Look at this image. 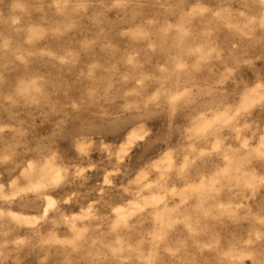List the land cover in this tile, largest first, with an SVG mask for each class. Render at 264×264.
Instances as JSON below:
<instances>
[{
    "label": "clouds",
    "instance_id": "clouds-1",
    "mask_svg": "<svg viewBox=\"0 0 264 264\" xmlns=\"http://www.w3.org/2000/svg\"><path fill=\"white\" fill-rule=\"evenodd\" d=\"M35 3L53 36L79 31L66 41L69 47L52 56L61 68L69 66L58 76L32 66L30 58L39 54L30 36L18 38L20 29L17 36L0 31V180L7 173L9 191L34 194L42 205L49 190L63 195L50 210L55 215L45 219L48 231L33 227L19 240L10 236L14 229L0 227V264H23L25 248L37 254V264H46L56 244L62 264H139L146 257L137 246L114 251L105 243L104 251L97 250V241L113 235L111 217L85 210L90 195L87 189L80 192L85 173L100 169L111 178L119 175L120 188L111 186L113 197L129 193L143 201V181L156 172L154 188L165 197H184L189 190L178 186L191 181L197 160L225 161L213 173L220 184L208 194L214 203L196 209L199 221L214 222L209 242L198 248L208 253L202 264H264V203L255 213L239 204L228 213L219 200L224 188H240V195L254 189L241 162L264 169V0H195V17L193 0ZM155 6L163 13L155 14ZM113 11L115 18L108 15ZM177 17L176 24L169 23ZM196 18L194 28L190 19ZM136 32L143 46L121 53L114 41ZM97 49L109 54L105 62L96 59ZM194 146L205 151L197 153ZM170 150L180 164L161 173L150 161L172 155ZM36 183L43 185L39 193L32 188ZM258 183L264 185V176ZM5 193L0 183V200ZM105 195L101 189L92 206L108 211ZM73 202L79 216L62 207ZM241 207L244 212L237 215ZM60 229L68 241L55 239Z\"/></svg>",
    "mask_w": 264,
    "mask_h": 264
},
{
    "label": "rangeland",
    "instance_id": "rangeland-1",
    "mask_svg": "<svg viewBox=\"0 0 264 264\" xmlns=\"http://www.w3.org/2000/svg\"><path fill=\"white\" fill-rule=\"evenodd\" d=\"M163 9L158 6L154 7L155 14H162ZM111 18H115V11L108 14ZM195 0H193L192 16L195 17ZM162 18V17H161ZM179 17L169 19L170 24H176ZM192 27L199 26V20L190 19ZM21 31L18 38L27 39L31 37L33 41V49L39 55L33 56L32 66L38 68L41 73L58 76L62 73L68 72L69 66H61L58 62L52 60V56L57 54L61 48L69 47L66 43L69 37L78 32V28L72 29L67 34L56 37L46 30V25L40 21V13L37 11L35 0H0V31L12 33L17 36L16 30ZM27 29V33L25 30ZM126 30V29H125ZM170 33L171 34H174ZM143 36L140 32L134 33L132 36L117 38L114 43L121 49V53L127 49L131 51L133 48L139 50L143 45ZM172 43L168 41V45ZM72 48L77 45L73 41ZM120 53H117L116 58H119ZM155 57L158 54L149 53ZM109 58L108 53L96 50V59L101 63ZM141 59L145 58V53L141 52ZM80 65L77 63L76 69ZM76 69H73L75 71ZM215 147V146H214ZM173 151V150H170ZM193 151L199 153L205 149H197L193 147ZM98 154L92 153L91 159L98 160ZM215 159V158H214ZM154 164L160 172L175 169L180 161L177 160L176 155L173 154L165 157H158ZM225 161L216 160L215 165L202 164L197 160L196 166L191 169L192 179L187 185H179L189 191L185 193L184 197L174 196L165 197L153 185L156 183L158 175L156 172L148 173L143 181V188L141 195L143 201L135 199L129 193H123L121 197L115 198L111 192V186L115 185L117 189L120 188L121 176L114 178L108 177L100 169L90 170L85 173L86 180L80 192L90 190V195L83 201L85 210L89 215L97 211V214L110 215L111 230L113 235L106 239L97 241V250L104 251V244H110L114 251L123 249L127 245H133L140 248L145 254L146 259L139 262V264H202V261L207 257V250L203 254L198 251L199 246L206 245L212 235L213 221H199L197 219L196 209L203 206L208 209L209 205L214 203L208 199V194L214 191L215 188H220V184H216L213 173L221 168H224ZM112 171V169H108ZM241 171L246 175L247 182L250 185H255L254 189L250 188L240 195V188H232L229 192L228 188H224L219 193V200L223 204L225 212H232L233 205H247L252 208L253 213L259 211V205L264 203V185L258 183V178L264 176V169L259 166L241 162ZM15 179V177H12ZM0 183L4 185L6 190L4 199L0 200V216H5L0 219V227L5 229H14L10 232V236L23 240L29 234L33 227L41 228V231H48L50 225L45 223V219H51L55 213L52 209L58 206L63 193L59 190H49V195L45 202L37 200L34 194L22 196L18 192L9 191L11 179L5 173ZM214 186V187H213ZM171 187V184L169 185ZM34 193H39L43 189V185L36 183L32 185ZM95 188V191L91 189ZM104 189L106 195L104 199L111 205L108 211H103L100 205L92 206L94 199H99L100 190ZM255 191V195H253ZM13 197L9 199V197ZM245 197H252L245 199ZM66 198V197H65ZM65 209L71 208V212L75 216L80 215V209L76 203L71 205H63ZM107 207V206H105ZM244 208L241 207L237 215H242ZM247 224V221H241ZM135 225V227H132ZM123 229V232L121 231ZM107 228L101 231H107ZM217 231H219L217 229ZM139 233V235H137ZM221 243H223V235L221 232ZM55 239L59 241H68L70 238L64 234V229H60L55 233ZM155 247V257L153 258V248ZM165 249V251H161ZM58 252H62L59 244L51 248L46 264H62L63 256ZM43 254L41 253V256ZM23 264H37V254H29V249L25 248L21 253ZM12 264V261H9ZM101 264H108L107 261L101 260Z\"/></svg>",
    "mask_w": 264,
    "mask_h": 264
}]
</instances>
